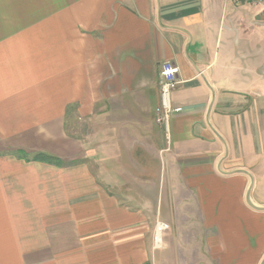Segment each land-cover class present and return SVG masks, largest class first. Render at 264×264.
Returning <instances> with one entry per match:
<instances>
[{"label": "crops", "instance_id": "crops-1", "mask_svg": "<svg viewBox=\"0 0 264 264\" xmlns=\"http://www.w3.org/2000/svg\"><path fill=\"white\" fill-rule=\"evenodd\" d=\"M260 11L0 0V264H254L264 248V211L247 203L264 195ZM166 62L181 81L169 144L155 115ZM221 239L232 249L220 254Z\"/></svg>", "mask_w": 264, "mask_h": 264}, {"label": "built area", "instance_id": "built-area-1", "mask_svg": "<svg viewBox=\"0 0 264 264\" xmlns=\"http://www.w3.org/2000/svg\"><path fill=\"white\" fill-rule=\"evenodd\" d=\"M239 4L248 1L261 8L260 14L264 17V0H224ZM180 68L171 62L163 64L159 75L160 103L156 108V123L164 128L166 142L170 143V118L173 114L182 112L181 108H175L172 102L173 93L177 90L181 81L179 79Z\"/></svg>", "mask_w": 264, "mask_h": 264}, {"label": "rangeland", "instance_id": "rangeland-1", "mask_svg": "<svg viewBox=\"0 0 264 264\" xmlns=\"http://www.w3.org/2000/svg\"><path fill=\"white\" fill-rule=\"evenodd\" d=\"M76 129H78V131H79V129H81V124L78 123V120H75V130H76ZM253 198H254V199L257 198L256 200H258V201L264 203V195L256 196V197H255V195L252 196V197L250 196V199L253 200ZM224 241L227 242V247H226V245L224 244ZM258 241H259V239L256 237V238L254 239V242H256V243L258 244ZM263 241H264V239H263ZM229 243H230L229 239H226V240L221 239V240H220V245H219V247H216V248H218V250L220 251V252H219L220 254L222 253V251H223V252H227V249H228V250L232 249V247L228 246ZM257 244H256V245H257ZM256 245H253V246H256ZM263 246H264V242H263ZM235 247H236V246H235ZM261 249H262V248H260V250H261ZM250 254H251V257H253V256L255 255V256H254L255 261H253L254 264H262V262L264 261V248H263V250H262L261 252H258V251L254 252V251H252V253H250ZM218 264H227V263L219 262Z\"/></svg>", "mask_w": 264, "mask_h": 264}, {"label": "trees", "instance_id": "trees-1", "mask_svg": "<svg viewBox=\"0 0 264 264\" xmlns=\"http://www.w3.org/2000/svg\"><path fill=\"white\" fill-rule=\"evenodd\" d=\"M35 161L38 162H44V163H50V164H54L59 166L60 165V161L57 160L54 157L48 156V155H38L34 158Z\"/></svg>", "mask_w": 264, "mask_h": 264}, {"label": "water", "instance_id": "water-1", "mask_svg": "<svg viewBox=\"0 0 264 264\" xmlns=\"http://www.w3.org/2000/svg\"><path fill=\"white\" fill-rule=\"evenodd\" d=\"M247 203H248V205H249L250 207H252V208L255 209V210L264 211V208H259V207H256V206L253 205V203H252V201H251V199H250V194H248V196H247ZM262 264H264V261H263Z\"/></svg>", "mask_w": 264, "mask_h": 264}]
</instances>
